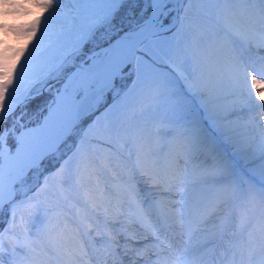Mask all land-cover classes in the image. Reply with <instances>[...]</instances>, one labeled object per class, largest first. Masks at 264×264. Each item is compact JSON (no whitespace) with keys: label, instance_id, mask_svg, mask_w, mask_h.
<instances>
[{"label":"snow or ice","instance_id":"1","mask_svg":"<svg viewBox=\"0 0 264 264\" xmlns=\"http://www.w3.org/2000/svg\"><path fill=\"white\" fill-rule=\"evenodd\" d=\"M0 225V264H264V0H0Z\"/></svg>","mask_w":264,"mask_h":264},{"label":"rangeland","instance_id":"2","mask_svg":"<svg viewBox=\"0 0 264 264\" xmlns=\"http://www.w3.org/2000/svg\"><path fill=\"white\" fill-rule=\"evenodd\" d=\"M169 116V102L164 99H156L146 92L137 104L134 122L144 126V128L150 132H155L158 129L164 128L163 122L166 121ZM94 154L98 160H103L107 155L102 148H96Z\"/></svg>","mask_w":264,"mask_h":264},{"label":"bare ground","instance_id":"3","mask_svg":"<svg viewBox=\"0 0 264 264\" xmlns=\"http://www.w3.org/2000/svg\"><path fill=\"white\" fill-rule=\"evenodd\" d=\"M205 71H206V69H205Z\"/></svg>","mask_w":264,"mask_h":264}]
</instances>
